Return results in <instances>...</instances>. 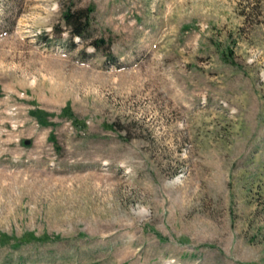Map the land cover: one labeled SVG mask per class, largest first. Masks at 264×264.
I'll use <instances>...</instances> for the list:
<instances>
[{"label":"rangeland","instance_id":"rangeland-1","mask_svg":"<svg viewBox=\"0 0 264 264\" xmlns=\"http://www.w3.org/2000/svg\"><path fill=\"white\" fill-rule=\"evenodd\" d=\"M0 233V264H264V0H0Z\"/></svg>","mask_w":264,"mask_h":264},{"label":"trees","instance_id":"trees-1","mask_svg":"<svg viewBox=\"0 0 264 264\" xmlns=\"http://www.w3.org/2000/svg\"><path fill=\"white\" fill-rule=\"evenodd\" d=\"M90 11H92L91 8H78L75 6L69 7L65 13H64V19L66 25L70 29V33L72 35L69 46L71 48L76 47V43L73 41L74 37H80L82 39H87V31H90L92 25L90 21ZM96 45H99L100 42L95 41ZM110 58H113L112 54H108ZM66 111H70V109H65ZM12 240L14 242L13 245H18L20 243H23L27 240L26 237H13L8 234H2L0 233V245H5L7 243H10Z\"/></svg>","mask_w":264,"mask_h":264},{"label":"water","instance_id":"water-1","mask_svg":"<svg viewBox=\"0 0 264 264\" xmlns=\"http://www.w3.org/2000/svg\"><path fill=\"white\" fill-rule=\"evenodd\" d=\"M102 42V41H101Z\"/></svg>","mask_w":264,"mask_h":264}]
</instances>
